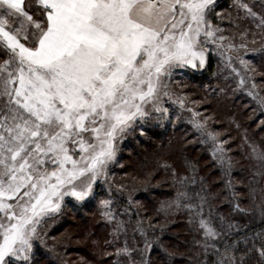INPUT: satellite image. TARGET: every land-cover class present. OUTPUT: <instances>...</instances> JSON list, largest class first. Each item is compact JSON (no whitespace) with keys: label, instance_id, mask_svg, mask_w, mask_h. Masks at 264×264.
Returning a JSON list of instances; mask_svg holds the SVG:
<instances>
[{"label":"snow or ice","instance_id":"1","mask_svg":"<svg viewBox=\"0 0 264 264\" xmlns=\"http://www.w3.org/2000/svg\"><path fill=\"white\" fill-rule=\"evenodd\" d=\"M215 5L35 0L29 10L25 0H0V264H29L39 227L60 211L65 197H92L93 185L107 179L118 141L138 122L164 118L173 69L203 66L209 44L224 48V41L235 39L213 24V15L223 19ZM237 6L256 15L239 0ZM257 27L264 29V17ZM246 35L240 33L241 41ZM227 47L238 51L246 44ZM257 102L264 105V98ZM253 153L264 163V152ZM178 183L173 203L191 209L182 203L192 199L185 181ZM111 203L101 201L109 221L115 220ZM199 226L207 248L217 232L202 218ZM114 231L118 236L119 223ZM150 246L145 240V249ZM235 250V244L225 246L217 264H245ZM117 255L131 259L127 242ZM259 256L264 264V243Z\"/></svg>","mask_w":264,"mask_h":264},{"label":"trees","instance_id":"2","mask_svg":"<svg viewBox=\"0 0 264 264\" xmlns=\"http://www.w3.org/2000/svg\"><path fill=\"white\" fill-rule=\"evenodd\" d=\"M206 60L207 73L211 74L214 69L212 55L208 54ZM208 78L204 73L188 75V81L199 89L204 88L203 83ZM219 86L215 84L216 92L220 90ZM230 104L233 109L230 113H234L237 125L247 131L250 141L260 145L258 153L264 152V118L258 123V119L249 111L256 106L248 107L247 102L237 100H232ZM243 104H247V107ZM219 118L216 124L220 129L224 126L233 128L227 115ZM154 121H149V125L144 127L145 138H138L136 144L128 146L134 160L127 156L128 163L120 173L131 171V176L144 181L139 186L142 188L151 181V184L159 185L144 188L147 190L145 197L138 195L136 199L140 200L135 205L122 196L117 198L115 193L113 203L123 202L131 222H135L138 229L136 234L128 237L127 225L119 222L121 247H125V242L128 251L135 246L138 255L137 260L133 259L135 264L141 261L146 264H217L225 252V246L235 244L233 254L237 258L243 255L245 264H261L259 249L264 243V163L251 152L241 150L239 145L230 151L236 161L228 163L219 154H215L214 159L194 138L195 134L175 129L171 119L169 124L158 119ZM190 139L195 143L189 142ZM236 141H240L239 135L235 137V144ZM180 180L185 181L183 190L192 197L190 201L182 203L192 205L191 209L187 206L177 208L173 203L177 191L181 189ZM201 204L202 207L197 209L196 206ZM93 206L89 203L71 207L70 217L80 223L75 225L72 219H62L61 228L75 225L79 233L82 244L74 245V248L86 258L79 264H113L112 257L105 252L107 243H95L102 241L105 230L95 222ZM201 218L217 232L207 248L204 232L199 226ZM69 240V236H63L61 245L67 247ZM145 240L151 245L147 249ZM34 264L51 263L40 259Z\"/></svg>","mask_w":264,"mask_h":264},{"label":"rangeland","instance_id":"3","mask_svg":"<svg viewBox=\"0 0 264 264\" xmlns=\"http://www.w3.org/2000/svg\"><path fill=\"white\" fill-rule=\"evenodd\" d=\"M239 2L247 4L248 8L256 15L254 17L247 15L246 9L237 6L238 0H216L215 11L220 13L223 19L221 20L213 15L212 22L214 25L218 24L224 30V35L233 36L235 34V39L224 41V48H218L215 44L207 46L206 57L211 54L214 62V69L211 74L207 73L206 59L203 66L185 65L173 69L169 80V89L172 96L171 99L165 97L162 102V107L167 108L168 112L164 118L158 119L164 124H169L171 119L173 121L172 126L175 129L188 130L191 132L190 134H195L194 138L201 142V145L214 159L215 154H219L228 163L236 161L230 151L237 148L238 145L241 150L251 152L253 156V148L256 149L257 153L261 149L258 143L250 141L246 135L247 131L241 125H237L234 113H230L233 110L230 107L231 101L247 102L248 107L256 106V108L249 111L254 114L255 119H258V123L264 118V105L257 102L259 98H264V29L257 27L260 18L264 17V0H239ZM34 4L35 0H25V5L29 10L34 7ZM216 7L218 8L216 9ZM230 20L239 24V30L229 22ZM9 23L11 25L13 21L10 20ZM243 32H246L247 35L241 41L240 33ZM229 42L236 45L237 48L243 42L246 47L239 48L238 51L229 49L227 47ZM241 58L247 62L246 65L240 63ZM233 69L236 71H233ZM237 72L245 78L243 86L239 85L241 76H237ZM190 73H204L206 77L208 75L209 78L203 83V89L207 91L199 89L196 84L188 81ZM215 84H220L218 92L215 91ZM250 92L253 95H250ZM243 106L247 107V104H243ZM223 114L227 115L233 128L231 126H224L223 129L218 127L216 123L219 122V116ZM154 120L157 119L154 118L149 121ZM149 121L138 122L133 129L129 130L118 141L115 159L107 166V179L105 181L104 178H101L93 185L94 195L92 197L86 198L84 201H77L73 197H65L60 211L39 227L29 264H34L40 259L51 264H79L78 262H83L86 259L84 256L79 255L78 250L74 248V245H80L82 242L75 227L80 222L70 217V208L82 204L88 205L89 203L94 204L95 222L105 230V237L102 241L97 240L95 243L98 245L102 242L103 244L107 243L105 252L110 254L113 264H117V261H119V264H132L133 259H138L133 244V248L129 251L131 259L127 255H117L118 249H122L119 234L117 236L114 231L117 223L123 222L127 225L126 235L128 237L136 234L138 229L136 223L131 222V216L128 214L127 207L123 205V202L117 203L115 201L113 203V200L116 193L117 198L122 196L123 199L130 200L135 205L140 200L136 199L138 195L145 197L144 194L147 190H143L144 188H148L153 184L154 186L159 185V183L151 184V181L149 185L142 188L139 186L143 185L144 181L136 176H131V171L127 174L120 173L123 166L128 163L127 156L130 160H134V155H131L128 146L136 144L138 138L146 137L144 127L149 125ZM197 124L202 125V127L198 128ZM237 135L240 136V141H236L235 144L234 140ZM189 142L195 143L193 139H190ZM104 200L112 202L111 208L115 214V220L109 221L108 218L102 215L101 201ZM126 215L127 217L123 218ZM62 219H72L75 225L61 228L60 222ZM63 236H69L70 238L67 247L61 245ZM12 264H17V262L13 260Z\"/></svg>","mask_w":264,"mask_h":264}]
</instances>
